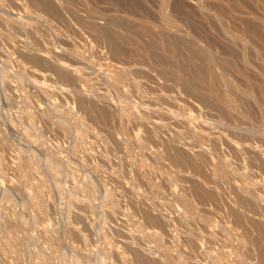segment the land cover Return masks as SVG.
Segmentation results:
<instances>
[{"label": "rangeland", "instance_id": "374dc122", "mask_svg": "<svg viewBox=\"0 0 264 264\" xmlns=\"http://www.w3.org/2000/svg\"><path fill=\"white\" fill-rule=\"evenodd\" d=\"M127 263L264 264V0H0V264Z\"/></svg>", "mask_w": 264, "mask_h": 264}, {"label": "bare ground", "instance_id": "6f19581e", "mask_svg": "<svg viewBox=\"0 0 264 264\" xmlns=\"http://www.w3.org/2000/svg\"><path fill=\"white\" fill-rule=\"evenodd\" d=\"M49 4H50V3H49ZM46 5H47V4H46ZM164 170H165V169H164ZM167 172H168V171H167ZM234 197H235V196H234ZM237 197H238V196H237ZM237 197H236V198H237ZM124 258H125V257H124ZM126 261H127V260H126ZM128 261H129V259H128ZM130 261H131V260H130ZM131 263H132V261H131ZM127 264H128V263H127ZM129 264H130V263H129Z\"/></svg>", "mask_w": 264, "mask_h": 264}]
</instances>
